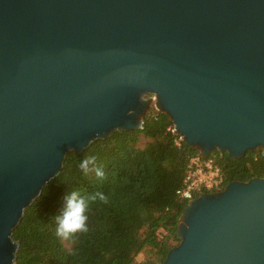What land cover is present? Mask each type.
<instances>
[{"label":"water","instance_id":"95a60500","mask_svg":"<svg viewBox=\"0 0 264 264\" xmlns=\"http://www.w3.org/2000/svg\"><path fill=\"white\" fill-rule=\"evenodd\" d=\"M166 113L203 156L264 150V0H0V264L76 155ZM162 264H264V178L187 202Z\"/></svg>","mask_w":264,"mask_h":264},{"label":"trees","instance_id":"16d2710c","mask_svg":"<svg viewBox=\"0 0 264 264\" xmlns=\"http://www.w3.org/2000/svg\"><path fill=\"white\" fill-rule=\"evenodd\" d=\"M170 125L168 115L152 105L143 129L117 131L78 155L70 152L60 174L13 230L20 244L15 264H135L140 253L148 255L141 264H162L180 243L177 230L187 202L177 191L190 157L200 153L185 140L176 145ZM90 156L96 162L85 173L80 163ZM210 156L227 184L264 178V150L239 159L219 151ZM96 167L102 168L103 177L95 175ZM72 191L87 203V230L63 238L56 235L55 218L65 211V197ZM98 192L107 200L90 199Z\"/></svg>","mask_w":264,"mask_h":264},{"label":"built area","instance_id":"2783aa9c","mask_svg":"<svg viewBox=\"0 0 264 264\" xmlns=\"http://www.w3.org/2000/svg\"><path fill=\"white\" fill-rule=\"evenodd\" d=\"M168 132L176 136V145L181 146L184 138L177 131L174 124L167 128ZM227 185L221 167L214 156H203L200 153L191 156L183 178V185L177 191L180 199L188 202L201 193L218 192Z\"/></svg>","mask_w":264,"mask_h":264},{"label":"clouds","instance_id":"9594fccd","mask_svg":"<svg viewBox=\"0 0 264 264\" xmlns=\"http://www.w3.org/2000/svg\"><path fill=\"white\" fill-rule=\"evenodd\" d=\"M96 157L90 156L83 159L80 163V168L87 173L89 165H95ZM95 175L97 177H103L104 172L102 168H95ZM99 196L101 200H107V197L103 193H96L90 197V199L95 200ZM66 209L61 216H57L56 219V235L63 238H68L71 234L78 231L87 230V203L83 197L79 195L77 191H72L68 193L65 197Z\"/></svg>","mask_w":264,"mask_h":264},{"label":"rangeland","instance_id":"374dc122","mask_svg":"<svg viewBox=\"0 0 264 264\" xmlns=\"http://www.w3.org/2000/svg\"><path fill=\"white\" fill-rule=\"evenodd\" d=\"M263 149H257L255 154H258L260 152H262ZM148 259V255L145 253H140L139 255H137L136 260H135V264H141L146 262V260Z\"/></svg>","mask_w":264,"mask_h":264}]
</instances>
